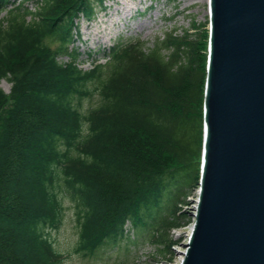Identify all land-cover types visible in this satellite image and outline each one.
<instances>
[{"label": "trees", "instance_id": "16d2710c", "mask_svg": "<svg viewBox=\"0 0 264 264\" xmlns=\"http://www.w3.org/2000/svg\"><path fill=\"white\" fill-rule=\"evenodd\" d=\"M105 3L0 0V85H12L0 87V264H62L51 235L67 200L84 256L122 242L129 223L168 256L170 231L189 220L180 206L201 178L210 21L194 38L117 44L84 70L79 21Z\"/></svg>", "mask_w": 264, "mask_h": 264}, {"label": "water", "instance_id": "95a60500", "mask_svg": "<svg viewBox=\"0 0 264 264\" xmlns=\"http://www.w3.org/2000/svg\"><path fill=\"white\" fill-rule=\"evenodd\" d=\"M204 148L182 264H264V0H210Z\"/></svg>", "mask_w": 264, "mask_h": 264}, {"label": "rangeland", "instance_id": "374dc122", "mask_svg": "<svg viewBox=\"0 0 264 264\" xmlns=\"http://www.w3.org/2000/svg\"><path fill=\"white\" fill-rule=\"evenodd\" d=\"M16 4L19 0H11ZM30 9L34 4L28 3ZM106 10L98 9L91 23L85 19L79 21L82 41L76 43L82 55L78 61L84 70H91L95 64H105L109 58V49L117 44L126 45L134 41H143L147 47L164 39L167 33L176 31L182 35L188 31L194 38L198 26L209 19V4L206 0H106ZM6 17L0 12V22ZM194 24L197 25L194 28ZM210 27V23L208 27ZM57 43L52 44L56 49ZM90 55V56H89ZM67 62L68 58H62ZM11 84L2 81L0 87L7 93ZM98 97L84 102L85 108L95 104ZM200 186L194 188L187 198V204L180 206L189 218L187 223L170 231L174 246L168 256H159L157 248L147 244L149 229L133 230L129 223L130 235L117 245L102 248L95 256H84L75 252L79 241L75 220L74 205L65 201V219L60 230L53 232L51 239L56 249L64 254L62 264H182L185 244L189 240L190 228L194 223L191 216L197 206Z\"/></svg>", "mask_w": 264, "mask_h": 264}, {"label": "bare ground", "instance_id": "6f19581e", "mask_svg": "<svg viewBox=\"0 0 264 264\" xmlns=\"http://www.w3.org/2000/svg\"><path fill=\"white\" fill-rule=\"evenodd\" d=\"M207 1V3L209 4V2H210V0H206ZM209 14H210V12H209ZM198 202H199V200H198ZM198 202H197V206L195 207V209H194V214H196L197 213V209H198ZM194 218V223H195V217H193ZM194 223H193V225L191 226V228H190V236H189V240H188V242L190 241V237L192 236V232H193V230H194ZM187 242V243H188ZM186 249V248H185ZM186 252V251H185ZM185 252H182V254H184Z\"/></svg>", "mask_w": 264, "mask_h": 264}]
</instances>
